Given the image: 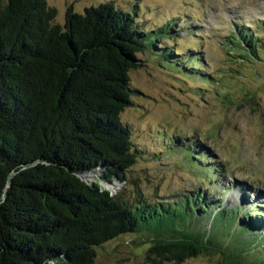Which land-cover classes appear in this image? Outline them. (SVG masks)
<instances>
[{
    "label": "trees",
    "instance_id": "16d2710c",
    "mask_svg": "<svg viewBox=\"0 0 264 264\" xmlns=\"http://www.w3.org/2000/svg\"><path fill=\"white\" fill-rule=\"evenodd\" d=\"M127 10L112 1L83 12L71 5L58 23L47 0H0V264H94L98 247L137 232L153 235L150 253L166 260L216 249L225 264H264L260 209L223 207L212 188L196 184L170 200L124 199L107 185L138 186L140 159L175 155L209 183L224 172L220 164L207 166V150L197 143L174 138L150 151L134 142L121 114L140 94L129 75L141 65L140 52L169 68L177 61L191 77L219 76L162 45L174 21L144 26L138 6L135 14ZM229 47L256 65L264 59V34L236 29ZM93 173L91 183L82 178Z\"/></svg>",
    "mask_w": 264,
    "mask_h": 264
},
{
    "label": "rangeland",
    "instance_id": "374dc122",
    "mask_svg": "<svg viewBox=\"0 0 264 264\" xmlns=\"http://www.w3.org/2000/svg\"><path fill=\"white\" fill-rule=\"evenodd\" d=\"M108 1L134 14L138 6L144 26L174 21L173 34L163 36L162 45L177 49L198 62L192 61L195 66L219 76L218 81L191 77L177 70L184 68H178L175 60L169 68L153 54L140 52L141 65L129 71L130 84L140 94L121 114L134 142L150 151L164 150L174 138L187 145L197 143L198 150H207L203 159L207 166L220 164L224 172L209 183L175 155L158 163L140 159L134 169L140 177L138 186L129 180L107 185L130 200L140 195L170 200L195 184L210 187L223 207L241 206L243 213L260 209L264 219V59L256 65L243 63L239 51L229 47L236 29L250 27L264 34V0H47L58 9V23H64L71 5L83 12L89 5ZM218 87L234 102L224 99ZM201 229L209 230L210 220ZM153 244L154 237L148 232L123 234L98 247L94 264H225L220 250L176 261L151 254Z\"/></svg>",
    "mask_w": 264,
    "mask_h": 264
},
{
    "label": "water",
    "instance_id": "95a60500",
    "mask_svg": "<svg viewBox=\"0 0 264 264\" xmlns=\"http://www.w3.org/2000/svg\"><path fill=\"white\" fill-rule=\"evenodd\" d=\"M82 178H83L84 180H86L87 182H90V183L92 182L91 177H88L87 175H83ZM201 254H203V253H201ZM199 255H200V254H199ZM199 255H197V256H199ZM197 256H196V257H197Z\"/></svg>",
    "mask_w": 264,
    "mask_h": 264
}]
</instances>
